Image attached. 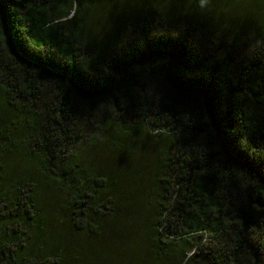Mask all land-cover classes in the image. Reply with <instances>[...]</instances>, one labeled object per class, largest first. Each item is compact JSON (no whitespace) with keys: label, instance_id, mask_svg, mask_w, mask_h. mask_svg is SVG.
<instances>
[{"label":"trees","instance_id":"16d2710c","mask_svg":"<svg viewBox=\"0 0 264 264\" xmlns=\"http://www.w3.org/2000/svg\"><path fill=\"white\" fill-rule=\"evenodd\" d=\"M144 196L126 264H264V0H0V264H112Z\"/></svg>","mask_w":264,"mask_h":264},{"label":"rangeland","instance_id":"374dc122","mask_svg":"<svg viewBox=\"0 0 264 264\" xmlns=\"http://www.w3.org/2000/svg\"><path fill=\"white\" fill-rule=\"evenodd\" d=\"M124 158V156H123ZM150 159V154L146 155V159L144 161V164H139V167L141 168V175H142V181L143 184L139 185L136 183V186H133L134 190L136 191L139 187H142L144 189V185H145V178L149 179L150 176H154L155 175V166L154 164H147L149 162ZM112 160V159H111ZM113 162V161H112ZM104 164H109V160L107 162H101ZM128 166V164H127ZM115 169L116 166L114 164ZM139 180V178H132V181L136 182ZM157 182L159 184H161V182L159 181V179L157 180ZM145 194L147 195L146 189H145ZM133 198L132 196H129V198ZM148 201L147 196L144 197H139L133 204L137 205L136 208H132L130 204H126L124 205L125 209L129 212L128 216L123 218L122 221L125 224L126 223V227L122 226L121 230H124L125 232V237L123 238L122 242H123V249L121 252H115L114 253V258H113V262L112 264H126L128 261V255L129 253L127 252L128 248L130 247V243H131V237L128 234V231L130 232H135L137 233L138 228L141 225V218L142 215L145 213L147 205L146 202ZM168 205V198L166 199V206ZM153 222H151L152 225ZM156 223V221H155ZM123 224V225H124ZM120 229V228H119ZM139 258V254L137 253V260Z\"/></svg>","mask_w":264,"mask_h":264},{"label":"water","instance_id":"95a60500","mask_svg":"<svg viewBox=\"0 0 264 264\" xmlns=\"http://www.w3.org/2000/svg\"><path fill=\"white\" fill-rule=\"evenodd\" d=\"M173 51H174V56H173V58H172L171 66H173V65L175 64V62L177 61V59H178L177 52H176L174 49H173ZM167 80H168V82H169L170 84H174V83L170 80L168 74H167ZM122 82H123V78L120 80V82H119V84H118V86H117V88H116L115 90H117V89L120 87V85H121ZM207 98H208V97H207ZM208 100H209V99H208ZM207 108H208V116H209V118H210V120H211V122H212V124H213V126H214V128H215V130H216V132H217L218 135H219L220 143H221L222 147L226 149L227 144L225 143V141L223 140L222 136L220 135L219 130H218V128H217V126H216V124H215L213 118H212V114H211V111H210V105H209V103H208V105H207ZM226 151H227V154L229 155V151H228L227 149H226Z\"/></svg>","mask_w":264,"mask_h":264},{"label":"snow or ice","instance_id":"6c2138e0","mask_svg":"<svg viewBox=\"0 0 264 264\" xmlns=\"http://www.w3.org/2000/svg\"><path fill=\"white\" fill-rule=\"evenodd\" d=\"M199 4L200 6L203 7H207L209 4V0H199ZM43 10V9H42Z\"/></svg>","mask_w":264,"mask_h":264}]
</instances>
